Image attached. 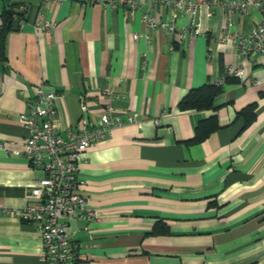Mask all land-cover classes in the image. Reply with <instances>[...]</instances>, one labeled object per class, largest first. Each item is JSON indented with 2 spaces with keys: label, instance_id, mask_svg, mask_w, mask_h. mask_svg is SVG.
Instances as JSON below:
<instances>
[{
  "label": "crops",
  "instance_id": "crops-1",
  "mask_svg": "<svg viewBox=\"0 0 264 264\" xmlns=\"http://www.w3.org/2000/svg\"><path fill=\"white\" fill-rule=\"evenodd\" d=\"M12 1L26 9L5 34L0 58V264H44L39 234L20 218L43 171L24 154L29 129L18 114L29 109L40 82L57 94L63 135L98 124L108 103L123 120L79 164V192L99 219L62 218L80 264H264V52L250 70L255 82L225 83L214 110H180L189 89L239 61L232 42L216 41L218 7L199 14L204 31L188 48L181 40L169 49L163 31L143 34L146 0H136L131 13L121 0ZM151 9L188 22L163 4ZM234 16L233 29L241 31L261 19L252 5ZM36 18L53 22L51 30ZM105 87L120 96L110 99ZM251 105L248 121L240 112ZM213 114L219 127L187 142Z\"/></svg>",
  "mask_w": 264,
  "mask_h": 264
},
{
  "label": "built area",
  "instance_id": "built-area-1",
  "mask_svg": "<svg viewBox=\"0 0 264 264\" xmlns=\"http://www.w3.org/2000/svg\"><path fill=\"white\" fill-rule=\"evenodd\" d=\"M60 1V0H56ZM91 2L95 0H90ZM131 13L138 8L136 0H121ZM148 7L140 13V18L146 30L159 29L170 38L169 49L176 41L184 40L188 48L194 36L203 33L199 14L204 9L218 7L223 13L222 31L216 41L218 44L232 42L239 55V61L228 63L224 70L213 77L210 82L224 85L228 78L238 81L244 78L250 82L255 79L250 76L257 54L264 52V0H146ZM154 4H163L180 10L186 15V25H179L173 17L162 19L151 9ZM248 5L256 7L261 14L260 21L249 30L233 29L235 13L243 15ZM21 10L26 6L20 7ZM39 27L50 31L53 22L36 18ZM139 33H134L138 37ZM215 53L211 48L209 56ZM103 93L110 99L120 94L108 87ZM56 93L46 90L44 83L35 86L34 96L28 101L29 109L18 114V120L29 129V134L23 141L24 154L31 166L39 167L43 176L38 178L31 188L32 203L20 208V218L23 222L32 223L39 234L44 264H80L77 259L76 246L65 231L62 218L81 216L87 219H99V215L88 206V197L79 192L83 181L78 177L79 164L85 158V151L95 141L110 134L112 127L123 123L111 103L104 107L99 117V123L94 126L83 125L82 128L67 129L61 134L56 126L57 109L54 104ZM87 109L85 102L80 105ZM132 115H127V121H134ZM0 147L6 149V141H0ZM13 211V210H10Z\"/></svg>",
  "mask_w": 264,
  "mask_h": 264
},
{
  "label": "trees",
  "instance_id": "trees-1",
  "mask_svg": "<svg viewBox=\"0 0 264 264\" xmlns=\"http://www.w3.org/2000/svg\"><path fill=\"white\" fill-rule=\"evenodd\" d=\"M0 58L2 59L4 50L5 34L10 29L17 28V24L14 21H20L23 18V12L17 9L18 4L12 0H0ZM9 10V11H8ZM237 81L236 78H228L227 82ZM223 90V85H218L212 82H206L198 87L191 88L187 93L179 100L178 108L180 110H214V99ZM242 114L249 121L253 116V106H247L243 109ZM219 127L216 114L198 122L195 128V134L187 142H199L204 140L209 133L216 130Z\"/></svg>",
  "mask_w": 264,
  "mask_h": 264
},
{
  "label": "water",
  "instance_id": "water-1",
  "mask_svg": "<svg viewBox=\"0 0 264 264\" xmlns=\"http://www.w3.org/2000/svg\"><path fill=\"white\" fill-rule=\"evenodd\" d=\"M9 11V10H8Z\"/></svg>",
  "mask_w": 264,
  "mask_h": 264
}]
</instances>
